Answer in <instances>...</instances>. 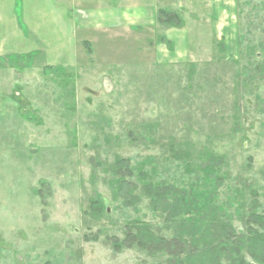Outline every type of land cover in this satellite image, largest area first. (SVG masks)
Listing matches in <instances>:
<instances>
[{
	"label": "rangeland",
	"instance_id": "obj_1",
	"mask_svg": "<svg viewBox=\"0 0 264 264\" xmlns=\"http://www.w3.org/2000/svg\"><path fill=\"white\" fill-rule=\"evenodd\" d=\"M21 3L41 53L0 73V264H203L224 232L216 264H264V0L79 36L66 2Z\"/></svg>",
	"mask_w": 264,
	"mask_h": 264
},
{
	"label": "crops",
	"instance_id": "obj_2",
	"mask_svg": "<svg viewBox=\"0 0 264 264\" xmlns=\"http://www.w3.org/2000/svg\"><path fill=\"white\" fill-rule=\"evenodd\" d=\"M22 1L23 9H26V4L24 5L25 0ZM62 1L64 3L66 2L67 5L72 8V11H69L71 13L69 14V18H66L65 10L58 8L59 20L62 22L61 25L68 30L75 31L79 36L80 31L88 32L91 28L106 30V21L108 18H110L108 20L109 26L112 27L120 25L124 29H129L130 26L134 28H145L138 26L142 21H145L146 24L148 21H151V24H148V26H152L154 25V21L159 20L160 11H168V9L165 8L161 9L159 5L166 4L169 0H156L157 3L159 1L156 8L147 9L146 7L141 9V11H137L138 9L134 11L129 10V13H119L121 9H110L108 8L109 6L105 5L106 3L101 0H95V4L97 3V5L102 8V11L100 10L97 12H95L96 8L90 9L86 7L89 4L88 0ZM179 3L183 4L184 2L179 1ZM21 5V0H0V73L5 69L8 71L14 70L17 68V65L20 67L18 62H21L22 59H31L32 56V59H34L36 54L40 52L33 50V47H31L29 39L33 32L31 31L30 24L25 23V18L23 20V10L20 8ZM120 26L118 29L121 28ZM80 41L81 40L78 38V45ZM82 41L89 42L88 39ZM26 63V61H22L23 65ZM44 68L57 69L58 63H46Z\"/></svg>",
	"mask_w": 264,
	"mask_h": 264
},
{
	"label": "trees",
	"instance_id": "obj_3",
	"mask_svg": "<svg viewBox=\"0 0 264 264\" xmlns=\"http://www.w3.org/2000/svg\"><path fill=\"white\" fill-rule=\"evenodd\" d=\"M160 15L161 16H163L164 18H165V20L169 23V24H172V22H173V20L175 19L174 17L172 18V16H174V14H168L167 12H165V11H160ZM166 16V17H165ZM163 22H164V20H163ZM164 23L165 25H168V23ZM168 44H170V43H168ZM216 230H220L219 228H215ZM222 231H224V230H222ZM210 235H211V232L210 231H207V233H206V236H205V244L206 243H210V242H212L214 239H212L211 237H210ZM219 240H220V243H219V246H218V248L220 247V249L218 250V252H217V254H215L214 252H205V250H204V257H203V259H202V261L204 262L203 264H216V263H218L219 261H221V257H220V255H221V253H222V251H223V249L225 248L224 247V244L226 243V242H228V243H230V242H232L233 240H234V238L231 236V234L229 235V233L228 232H224L223 234H219L218 235V237H217V239H216V241H218L219 242ZM230 241V242H229ZM234 243H237L236 241H233ZM251 242H257V243H260V245H261V247H262V250H264V240L263 241H258V240H256V241H251ZM206 246V245H205ZM207 248V246L205 247V249ZM226 249H227V247H226ZM225 249V250H226ZM240 249H241V247H240V245L239 244H235V245H233L232 246V249H231V251H234L237 255L240 253ZM240 261H238V264H245V262L242 260V259H239Z\"/></svg>",
	"mask_w": 264,
	"mask_h": 264
}]
</instances>
